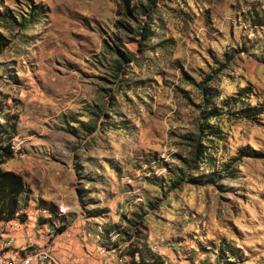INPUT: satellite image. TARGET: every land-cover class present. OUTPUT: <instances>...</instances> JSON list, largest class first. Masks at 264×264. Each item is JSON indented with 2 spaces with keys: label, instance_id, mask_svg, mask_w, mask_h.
<instances>
[{
  "label": "rangeland",
  "instance_id": "obj_1",
  "mask_svg": "<svg viewBox=\"0 0 264 264\" xmlns=\"http://www.w3.org/2000/svg\"><path fill=\"white\" fill-rule=\"evenodd\" d=\"M132 3L0 0L1 168L26 186L7 232L41 244L54 223L57 253L94 260L80 238L102 232L119 264H264V0Z\"/></svg>",
  "mask_w": 264,
  "mask_h": 264
},
{
  "label": "trees",
  "instance_id": "obj_2",
  "mask_svg": "<svg viewBox=\"0 0 264 264\" xmlns=\"http://www.w3.org/2000/svg\"><path fill=\"white\" fill-rule=\"evenodd\" d=\"M123 11L126 14L134 12L135 5L132 3V0H118ZM8 40L0 34V55L3 50L8 46ZM121 57L124 62H130V59H126L121 54ZM255 109V108H252ZM9 125H1L0 130L3 131V134H10L8 129ZM194 147V146H193ZM197 154L198 160L204 154L203 144L200 141L194 149ZM13 155L12 150L9 146L0 147V224H5L20 218L23 221V216L18 215L19 211V202L20 197L26 190V186L23 180V177L20 174H17L10 170H4L1 168V165ZM59 230V229H58ZM133 244L129 246V254H133ZM154 260H158L157 257ZM157 263H163L159 261Z\"/></svg>",
  "mask_w": 264,
  "mask_h": 264
},
{
  "label": "built area",
  "instance_id": "obj_3",
  "mask_svg": "<svg viewBox=\"0 0 264 264\" xmlns=\"http://www.w3.org/2000/svg\"><path fill=\"white\" fill-rule=\"evenodd\" d=\"M139 202H142L141 198L137 199ZM122 209H120V213ZM59 215L65 214L66 210H59ZM54 225L53 231L47 234V239L44 242L42 247L35 248L33 246H26L15 248L13 242L7 238L2 239L0 235V264H62L54 256V244L60 232H58L57 225ZM62 232V231H61ZM0 233L2 231L0 230ZM102 232L96 235H92L90 232H85L83 235L85 240L94 238L98 248L96 257L107 260L114 261L117 258V248L112 247L108 244H103L101 237Z\"/></svg>",
  "mask_w": 264,
  "mask_h": 264
},
{
  "label": "crops",
  "instance_id": "obj_4",
  "mask_svg": "<svg viewBox=\"0 0 264 264\" xmlns=\"http://www.w3.org/2000/svg\"><path fill=\"white\" fill-rule=\"evenodd\" d=\"M45 200L46 201H50L47 198H45ZM8 223H10V222H8ZM7 225L8 224L5 223V224H2V226H0V230L2 231V233H0V235H1L2 239L7 238V239L11 240L13 242V245H14L15 248H19V247H17V245H16L15 242H18L21 245L20 247H22V248L23 247H26V246L27 247L28 246H33L35 248H39V247H42L43 246L44 242L47 239V234H46L45 240H44V242L41 241V244L27 245L26 244V240L28 239L30 233L29 232H25L24 233V236L17 235L18 230H20L21 228H23V225L16 226V228H13L12 230L9 229V232H7V230H6V226ZM30 228L32 229V231L36 232L34 230V226H31ZM65 233H66V230L60 232V236L64 237L62 239H66L65 237L68 236L67 239H69L70 235L69 234H65ZM84 234H85V232H84ZM39 236L40 235L38 234L37 237H39ZM33 237L35 238L36 237V234ZM41 239H42V237H41ZM80 241L82 243H85L86 240H85V238H84L83 235L80 238ZM68 246H70L71 251H67V253H66L65 250H66L67 247L63 244V242H61V244L58 243V250H64L65 249L63 251L64 252L63 254H59V252L57 253V250H56V247H55V244H54V256L58 260H60V262L62 264H103V260L100 259V258H98V257H96V256H98L96 252L100 250L98 248V245L97 244H94V250L92 249L93 250V254L95 256V260L92 258V256H91L92 253H91V251H88V248L86 249L85 247H82V249H83L82 250L83 254H82V252H80L79 249L76 248L75 243H71ZM87 254H89L91 256V258L90 257H87L88 256ZM66 255L67 256H70V257H67L66 258L65 257ZM73 255H75L74 258H72ZM118 259H119V255H117V258H116L115 261L108 262V263L119 264L117 262ZM43 264H47V263H43Z\"/></svg>",
  "mask_w": 264,
  "mask_h": 264
}]
</instances>
